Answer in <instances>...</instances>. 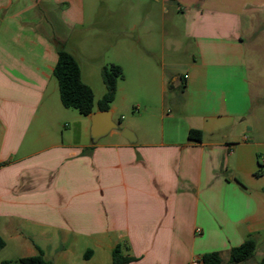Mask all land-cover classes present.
<instances>
[{"label":"crops","instance_id":"obj_1","mask_svg":"<svg viewBox=\"0 0 264 264\" xmlns=\"http://www.w3.org/2000/svg\"><path fill=\"white\" fill-rule=\"evenodd\" d=\"M164 1L185 14L194 48L183 71L160 76L162 90L173 77L179 86L171 108L167 100L153 108L161 113L153 131L128 120L94 134L100 110L74 113L60 99L61 107L53 74L58 48L86 21L85 0H0L5 241L24 235L37 248L30 255L41 248L59 261L83 247L82 264H113L117 244L132 257L126 264H190L208 252L229 264L231 249L251 237L257 264L264 260V62L256 49L248 58V40L263 39L264 0ZM113 23L91 16L94 39H109ZM130 46L136 58L117 62L124 75L112 121L119 82L143 58ZM127 127L136 141L122 136ZM191 128L201 141L189 139Z\"/></svg>","mask_w":264,"mask_h":264},{"label":"rangeland","instance_id":"obj_2","mask_svg":"<svg viewBox=\"0 0 264 264\" xmlns=\"http://www.w3.org/2000/svg\"><path fill=\"white\" fill-rule=\"evenodd\" d=\"M104 1H108L114 9L112 16L107 15L106 9L102 6ZM107 1L85 0L86 21L83 26L77 27L66 49L76 54L82 68L83 80L94 90V109H98V101L106 91V85L102 79V67L111 63L125 62L124 54L129 53L130 44L134 43L143 58L134 63L131 69L126 70L128 77L130 75L133 77L130 76V79L119 82L121 88L114 102L117 108L113 121L117 127H121L123 124L121 122L133 120L137 128L153 131L159 126L161 116V113H157L153 108L167 100L166 109L169 110L170 102L179 89V86L171 87L173 77L166 79V90H162L160 76L163 73L165 76H170L173 70L183 71L194 50L188 37L185 14L171 1L125 0V5L122 6H118L116 0ZM92 4L96 9L93 10ZM95 14L99 20H105L108 17L114 21L112 25L114 34L109 39H101V34L99 40L94 39L96 30L92 28L91 16ZM255 49L259 53V59L261 61L263 59L264 62V35L262 41L255 43V46H252L248 40V58L253 56ZM132 57L136 58L135 55ZM142 74L147 79L145 84L141 80V77L144 78ZM55 88V97L62 107L58 86L55 85ZM125 92L128 93L126 99L123 98ZM147 104L148 107L145 110ZM70 109L69 111L79 113L75 108ZM106 137L104 135L100 139ZM82 248L76 249L62 261H59L56 255H45V257L51 264L53 260L57 262L56 264H82L79 257ZM33 250L37 252L30 238L24 235H21L19 239L8 237L6 245L0 250V264L4 259L17 260L28 256ZM258 260L259 256L254 255L245 264H257Z\"/></svg>","mask_w":264,"mask_h":264},{"label":"trees","instance_id":"obj_3","mask_svg":"<svg viewBox=\"0 0 264 264\" xmlns=\"http://www.w3.org/2000/svg\"><path fill=\"white\" fill-rule=\"evenodd\" d=\"M53 74L58 80L60 99L65 107L75 108L81 114L88 115L94 110L95 94L93 88L83 81L81 67L73 53L64 47L58 48L57 62ZM123 78V69L119 64L111 63L102 67V79L106 85V91L98 101V109L109 110L113 102L118 80ZM202 131L191 128L188 133L190 140L201 141ZM6 241L0 234V250L4 248ZM256 241L253 238L246 239L240 245L231 249L229 264H242L254 256ZM38 253L20 257L17 260L4 259L1 264H51L44 257V252L38 248ZM132 257L122 252L121 244L113 249V264H126ZM203 264H222L218 252H208L201 256ZM259 264H264L262 260Z\"/></svg>","mask_w":264,"mask_h":264},{"label":"water","instance_id":"obj_4","mask_svg":"<svg viewBox=\"0 0 264 264\" xmlns=\"http://www.w3.org/2000/svg\"><path fill=\"white\" fill-rule=\"evenodd\" d=\"M116 124L110 119V111L104 110V111H98L94 113L93 117V133L94 134H102L108 131L109 129L115 127ZM122 136H124L128 141L134 142L136 141V135L135 133L129 129L124 128L121 132Z\"/></svg>","mask_w":264,"mask_h":264},{"label":"built area","instance_id":"obj_5","mask_svg":"<svg viewBox=\"0 0 264 264\" xmlns=\"http://www.w3.org/2000/svg\"><path fill=\"white\" fill-rule=\"evenodd\" d=\"M190 264H203V263H202V259L200 257H195L192 259Z\"/></svg>","mask_w":264,"mask_h":264}]
</instances>
